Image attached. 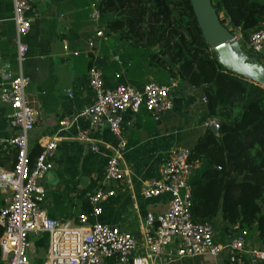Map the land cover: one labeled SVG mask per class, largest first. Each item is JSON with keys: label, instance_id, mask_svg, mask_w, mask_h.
<instances>
[{"label": "crops", "instance_id": "crops-1", "mask_svg": "<svg viewBox=\"0 0 264 264\" xmlns=\"http://www.w3.org/2000/svg\"><path fill=\"white\" fill-rule=\"evenodd\" d=\"M100 2L34 0L32 4L28 13L32 25L26 37L29 52L22 67L23 76L31 81L26 100L36 112L30 148L35 145L42 148L54 138L59 140L54 168L40 182L47 192L42 210L48 218L63 225L74 224L79 216L92 211L89 197L93 192L102 187L115 188L116 195L102 205V215L91 218V222L132 233L142 245L140 229L146 217L164 213L170 200L165 194L146 200L142 188L161 179L172 150L190 152L197 138L211 127V121L203 107L205 98L199 91L181 79H168L162 69L149 65L143 52L119 42L112 32L103 41L96 37L97 26L91 15ZM12 16V0H0V96L5 87L4 76L17 77L20 72ZM229 28L233 27L229 24ZM244 47L243 52H248L249 45ZM92 69L102 72L105 90L120 85L143 90L150 82H171L175 86L171 92L174 107L159 121L143 110L139 114L126 112L121 137L114 136L107 126L91 128L88 120L79 116L94 101L88 78ZM64 119L69 120V126L61 129L60 122ZM78 130H89V140H78ZM17 134L13 112L0 99V140L6 145L0 150V159L14 148L8 144ZM122 140L127 144L122 153L126 177L118 185L107 180L106 172L108 161ZM10 167L9 163L0 169ZM3 197L4 193H0V204ZM249 242L264 249L257 234ZM48 248L47 235L33 239L31 264H45ZM235 257L229 250L218 257L206 255L184 260L165 255L155 264H234Z\"/></svg>", "mask_w": 264, "mask_h": 264}, {"label": "built area", "instance_id": "built-area-1", "mask_svg": "<svg viewBox=\"0 0 264 264\" xmlns=\"http://www.w3.org/2000/svg\"><path fill=\"white\" fill-rule=\"evenodd\" d=\"M34 0H12L15 25L14 42L20 68L17 77L4 76L5 87L0 99L12 112L18 130L16 138L8 145L17 152L12 170L0 169V193H4L0 204V225L4 232L0 239L1 264H31L30 250L33 239L49 237L48 255L45 264H155L159 258L170 255L178 260L195 259L201 256L218 257L224 250L248 257L250 264H264V249L251 245L246 234H233L226 244L216 239L213 226L197 224L192 219V187L190 179L196 163L190 152L174 149L162 170L158 182L142 188V196L149 200L168 195L167 209L160 215L150 214L141 226V244L134 234L123 231L91 218L100 217L102 205L116 195L115 188H99L89 197L92 211L79 216L74 224L63 225L47 217L42 204L47 196L40 185L42 179L54 168V159L59 140L54 138L42 147L35 164H30V134L34 131L36 112L26 100L31 81L22 74L29 46L26 37L31 30L28 16ZM97 26L96 37L106 40L110 32L100 24L99 8L92 12ZM241 44V37H237ZM249 49L264 57V30L254 34ZM89 84L94 101L79 117L88 120L91 128L107 126L110 132L121 137V124L126 112L139 114L145 111L155 121L174 107L171 92L173 83L150 82L143 90L120 85L114 90L104 89V77L100 70L89 72ZM218 130V124L211 122ZM61 129L69 126V120L60 122ZM76 138L89 140V130H78ZM6 145L0 140V150ZM127 144L121 141L119 148L110 157L107 165V180L121 185L126 174L122 165V153ZM97 151V147H93Z\"/></svg>", "mask_w": 264, "mask_h": 264}, {"label": "trees", "instance_id": "trees-1", "mask_svg": "<svg viewBox=\"0 0 264 264\" xmlns=\"http://www.w3.org/2000/svg\"><path fill=\"white\" fill-rule=\"evenodd\" d=\"M222 25L241 47L264 30V0H212ZM100 24L119 42L141 51L168 79H181L205 98L204 110L218 124L190 149L193 222L208 223L224 245L233 234H257L264 248V87L219 63L202 36L190 0H101ZM229 24L233 27L229 28ZM252 53L251 49L247 52ZM257 56L261 65L264 57ZM42 148L30 152L33 166ZM17 152L0 159L14 168ZM220 220V221H219ZM0 225V239L3 235ZM1 264V248H0ZM234 264H250L236 254Z\"/></svg>", "mask_w": 264, "mask_h": 264}, {"label": "water", "instance_id": "water-1", "mask_svg": "<svg viewBox=\"0 0 264 264\" xmlns=\"http://www.w3.org/2000/svg\"><path fill=\"white\" fill-rule=\"evenodd\" d=\"M203 38L216 54L220 64L264 87V67L257 63V56L246 55L237 37L224 27L212 0H190ZM211 131L217 134L214 125Z\"/></svg>", "mask_w": 264, "mask_h": 264}, {"label": "rangeland", "instance_id": "rangeland-1", "mask_svg": "<svg viewBox=\"0 0 264 264\" xmlns=\"http://www.w3.org/2000/svg\"><path fill=\"white\" fill-rule=\"evenodd\" d=\"M245 53V52H244ZM247 55V52L245 53ZM258 63V62H257ZM259 64V63H258ZM261 65L264 67V60L261 61Z\"/></svg>", "mask_w": 264, "mask_h": 264}]
</instances>
